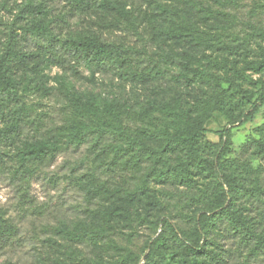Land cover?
I'll list each match as a JSON object with an SVG mask.
<instances>
[{"label": "rangeland", "instance_id": "374dc122", "mask_svg": "<svg viewBox=\"0 0 264 264\" xmlns=\"http://www.w3.org/2000/svg\"><path fill=\"white\" fill-rule=\"evenodd\" d=\"M120 1L126 4L127 18L116 11L94 10L59 22L54 14L41 21V28H35L28 24L31 18L21 17V0H0V49L10 30L25 39V51L47 62L37 72L27 59L23 81L19 71L13 73L16 94L25 107V140L48 139L58 146L51 161L28 177L18 179L0 171V217L17 226L14 235L0 226V264H93L99 259L105 264H140L145 246L165 229L169 231L160 220L189 231L203 208L198 193L209 183L208 177L195 175L191 188L159 182L139 166L130 169L124 162L134 159L125 155L128 146L123 134L158 146L154 131L171 130L179 106L194 100L197 88L186 86L178 75L183 51L221 58L218 41L242 43L246 49L230 58L238 67L244 58H254L257 45H264V0ZM83 37L121 43L135 67L153 66L158 73L147 82L103 73L90 75L82 67L73 73L46 52L49 41L59 47L67 38ZM16 67L12 65L13 71ZM257 77L249 71L240 81L239 95L246 97L237 101L239 109L248 108L246 98L256 89ZM70 93L96 105L112 104L116 117L86 108L77 111ZM263 122L264 105L254 119L231 129L230 150L223 158L245 182L256 179L264 185V160L252 149L242 148L252 138L261 137L258 127ZM2 124L0 120V127ZM226 124L227 119L218 112L206 123L200 141L204 156H213L219 141L217 131ZM74 125L85 128L84 142L79 145L71 139ZM8 150L5 159L11 164L18 147L13 144ZM120 155L124 156L121 161L112 162ZM252 203L251 223L256 224L257 233H264V217L254 211L257 206L264 209V204L257 199ZM77 222L85 225L82 232L89 230L87 239L57 230L61 224L71 227ZM222 247L231 250L228 264H264V250L248 255V248H237L231 237L222 241ZM171 250L160 246L156 256L168 261Z\"/></svg>", "mask_w": 264, "mask_h": 264}, {"label": "trees", "instance_id": "16d2710c", "mask_svg": "<svg viewBox=\"0 0 264 264\" xmlns=\"http://www.w3.org/2000/svg\"><path fill=\"white\" fill-rule=\"evenodd\" d=\"M169 2L191 3L193 0H166ZM19 13L28 21L31 27H42V20L54 18L57 14L59 22H65L63 17L70 19L75 14L88 13L94 10L116 11L123 17L125 2L120 0H21ZM56 11V12H54ZM19 15V14H18ZM51 15V16H50ZM32 22V25H31ZM36 22V23H35ZM44 29V27L42 28ZM6 40L0 49V171H8L14 178L22 179L34 172V169L47 164L55 156L58 149L54 141L48 139L25 140L23 125L24 102L17 96L13 73L19 71L20 81L25 80L27 59L31 67L42 72L46 60L38 54L24 50V38L19 39L17 33L8 31ZM264 41V30L261 32ZM23 40V41H22ZM217 50L221 58L212 57L202 52L200 55L183 51L178 60L179 79L186 86H195L197 94L194 100L179 106V112L172 118L171 130H157L154 134L159 137V145L148 144L142 138L123 134L126 137L128 151L134 159L125 160L130 169L135 166L145 169L159 182L195 186L194 176L203 174L208 177L206 187L199 189L198 197L202 200V209L194 217V223L189 231L180 225H169L159 236L151 240L145 247V259L140 264H228L229 248L222 247V241L232 238L236 247H247L248 255L257 254L264 250V233H257L256 224L252 225V199L264 204V185L256 179L243 178L238 170L223 156L229 153L231 146V129L254 119L260 107L264 105V45L258 44L254 58H244L242 65L229 55L238 54L245 50L242 43L230 44L219 42ZM61 47V48H59ZM57 47L48 42L45 46L50 57L63 68L69 66L71 72H78L79 67L87 70L90 75L95 73L111 74L122 79L149 81L157 71L153 66L137 68L133 65L128 48L121 43L106 42L93 37L67 38ZM11 61H16L13 71ZM73 61V62H72ZM20 69V70H19ZM253 72L258 77L254 81L256 89L247 98V109H239L237 101L245 94L239 95L240 81L246 72ZM70 101L77 111L82 108L91 109L96 113H107L116 117L112 104L96 105L82 101L74 93H70ZM218 112L227 119L226 127L217 131L219 141L213 151V156H204L200 151V141L206 132V123L213 113ZM71 139L76 145L84 142L85 128L74 125ZM260 138H252L251 142L243 144L259 154L264 160V122L258 127ZM15 144L18 151L15 160L8 163L5 159L9 147ZM20 144V145H18ZM22 147V148H21ZM21 148V149H20ZM124 156H114L112 162L122 160ZM26 197V192L23 193ZM248 202V203H247ZM260 218L264 217V209L254 208ZM7 219L0 217L3 225L12 235L17 231L13 222L7 224ZM4 227V228H5ZM85 225L81 222L69 227L61 224L58 232L64 235L87 239L89 230L82 232ZM2 228V229H4ZM1 230V228H0ZM159 241L161 244H159ZM160 246L172 248L170 259L161 261L156 256ZM136 263L137 260H134ZM93 264H105L102 259Z\"/></svg>", "mask_w": 264, "mask_h": 264}]
</instances>
